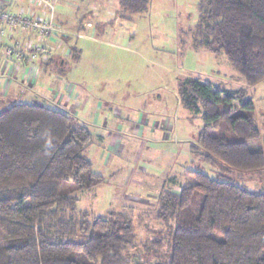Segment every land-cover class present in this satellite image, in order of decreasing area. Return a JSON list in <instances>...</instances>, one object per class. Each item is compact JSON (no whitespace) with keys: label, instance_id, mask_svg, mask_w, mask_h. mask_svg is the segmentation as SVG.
<instances>
[{"label":"trees","instance_id":"obj_1","mask_svg":"<svg viewBox=\"0 0 264 264\" xmlns=\"http://www.w3.org/2000/svg\"><path fill=\"white\" fill-rule=\"evenodd\" d=\"M152 3L120 0L118 18L146 13ZM197 12L195 26L181 32L192 49L225 57L248 87L263 82L264 0H198ZM77 52L71 48L70 57L78 60ZM178 95L204 121L191 146L198 162L221 172L264 169V150L250 147L264 143V133L247 89L188 77L179 79ZM93 140L61 110L17 103L0 112V264H140L129 257L137 237L132 214L90 220L78 212V198L62 191L67 183L78 191L104 183L85 155ZM187 173L194 184L178 192L164 186L158 195L154 217L167 227V251L158 239L148 253L162 254L158 264H264V192L199 168Z\"/></svg>","mask_w":264,"mask_h":264},{"label":"rangeland","instance_id":"obj_2","mask_svg":"<svg viewBox=\"0 0 264 264\" xmlns=\"http://www.w3.org/2000/svg\"><path fill=\"white\" fill-rule=\"evenodd\" d=\"M66 1L62 0L60 4L66 5ZM197 2L153 0L148 12L129 19L118 18L117 23L109 25L105 33H102L103 28L87 30L84 35L95 39L75 41L73 46L79 51L78 60L68 53L62 57V46L52 51L51 57L58 55L52 58L54 62L47 69L40 66L41 59L34 62L40 66L41 81L30 83L23 78V71L14 78L11 73L12 90L6 97L0 93V112L17 103L46 106L71 114L95 135L94 143L85 155L105 182L83 191L67 183L62 191L78 198V212H88L90 220L111 211L132 214L137 234L135 247L129 249L133 263L162 262V254L148 253L149 249H154V242L158 239L165 241L161 252L167 251V227L156 222L154 217L159 195L155 190L159 186L163 189L164 179L166 188L180 191L187 180L191 181L183 176L185 173H180L191 170L194 165L210 177L222 175V179L249 191L264 192V169L258 172H221L188 154L189 148L197 143L204 121L201 117L190 118L191 114L181 105L179 79L196 78L231 90L247 88L225 57L195 51L187 41V35L181 34L195 26ZM181 39L187 41L185 45ZM64 52H67L66 48ZM6 58L12 60L0 48V63L6 62ZM19 67L28 69L26 64ZM57 74L60 76L54 77ZM52 76V81L44 82ZM33 77L31 75L30 80ZM10 79L5 82L8 84ZM70 86L73 87L72 96L68 95L65 103L61 102L64 89ZM75 94L79 101H73ZM97 104L103 105L104 109L101 120L94 124L91 107ZM103 118L104 123L101 122ZM132 129L138 131L133 132ZM219 130L220 135H228L226 130ZM109 134L114 136L113 139L120 138L125 149L120 155H112L106 163L102 155L104 148L98 138H106V149L110 144ZM252 144V149L264 150L263 141ZM164 146L167 156L160 152ZM130 171L134 176L127 179L126 185L124 175ZM170 179H174V183L169 182Z\"/></svg>","mask_w":264,"mask_h":264},{"label":"crops","instance_id":"obj_3","mask_svg":"<svg viewBox=\"0 0 264 264\" xmlns=\"http://www.w3.org/2000/svg\"><path fill=\"white\" fill-rule=\"evenodd\" d=\"M119 1L120 0H67L66 5H63V4L61 5L60 3H62V0H48V2H50L51 4L54 5V7L57 3L58 7L56 6L54 9L55 10L56 24L65 33L64 38L63 37L60 39L55 38L53 40V42H51V45H53L55 47V46L60 44V48L62 46H64L63 51H62V57L66 56V53H68V55L70 56V49L75 47V46H73V44L75 43L76 40H78V39L79 40H94L95 39V38L91 39V37L85 36L84 32H86L87 30H94L95 28H97L98 30L103 28L102 33H105L106 29L109 27V25H111L112 23H117ZM67 2H70V3H67ZM10 9L13 12L24 11V12H27V14L32 13L38 17H43V15L48 17L50 14L49 10L46 7H44V6H38V7L32 6L29 3H27L25 0H12V4L10 6ZM74 37H76V39ZM28 43L29 44L38 43L37 36L33 33L32 34L31 33L21 34L20 32H17L15 30L7 29L5 36L3 38H0V48L4 49V51H5V48L9 45H11V46L22 45V47H25V46H27ZM65 48L67 49V52H64ZM56 55H58V54H56ZM56 55H54L53 57L47 58V59L41 58L42 60L40 62H42L44 64L48 63ZM42 63H40V66ZM0 65H1L0 66V89L3 87L0 90V93L3 97H6L10 93V91L12 90V86L14 85V83L10 79V76H11L10 69L8 70L10 64L7 62H4V63H0ZM27 66H28L27 70H31L33 72V75H34L33 79L29 80L30 83H37L38 81H41V76H40L41 72H39L40 71L39 64L38 65H35V64L29 65L28 64ZM21 71H23V70L19 67V69L16 71L15 75H13V78L15 76H17V74ZM55 76H60V75L57 74V75H54V77ZM54 77L52 76L51 78H49V80L47 79L44 82L47 83L48 81H52L51 79H53ZM8 78L10 79V81L7 84L6 79H8ZM244 82H245V80H244ZM55 85H56V82L54 83V86ZM4 88H6V91L3 92ZM243 89L248 90V96H249V98H251L253 100V102L255 104L254 118L256 119L257 123L260 126V129L264 133V81L261 82L260 84L256 85V86H253V87L247 86V88H243ZM58 90L60 91V89H58ZM227 90H231V89H227ZM72 91H73V87H71V86L68 89L65 88L64 89L65 93H63V95H62L61 102L65 103V101L68 99L67 97H69L71 95ZM78 98H79V96L77 94H75L73 101H79ZM179 101H180V98H179ZM259 101L262 102V105L259 104ZM103 109H104V106L100 105V104H97L96 107L94 105H93V108L91 107V110H92L91 115H92V120H93L94 124H97V122H99L101 120ZM184 109L187 110L185 107H184ZM193 117L198 118V117H195L191 114L190 118H193ZM104 121L105 120L103 118L101 122L104 123ZM105 125H108V123H106ZM166 127H169V126L166 125ZM137 131H138L137 129L133 130V132H137ZM94 136L95 135H93V139L95 140ZM108 138H109L110 144H108L106 149L104 147L106 144L105 143L106 138H104L102 136H99V138H98V140L100 141V145L104 148V153L102 155H103L106 163H108V161L110 160L112 155H120L123 153V151L125 149V147H123V145H122L123 141L120 138L117 137L116 139H113L114 136H112L110 134L108 135ZM94 140H93V143H94ZM89 148H88V150H89ZM165 151H166V147L164 146V149H162V151H160V152H163V155L167 156ZM188 154H190L192 157H194L191 153V147L189 148ZM157 166L159 167L160 165H157ZM194 169H197V168L194 167V165H192L191 170H194ZM188 171H190V169H187L186 171H183L182 173H180L181 175L183 173H185L183 176L185 178L191 179V181L187 180L185 182V184H183V187L186 185H192L195 183L194 180L187 173ZM128 173H129V175L127 176ZM96 174H98V173H96ZM186 175H187V177H186ZM133 176H134V174L132 171L126 172V174L124 175V183H126V185H127L129 182L128 180L130 179V177H133ZM165 182H166V179H164L163 183H165ZM163 183H162V185H163L162 187L164 188ZM172 183H174V182H172ZM158 188L159 189L155 190V193L161 192V189H160L161 186H159ZM176 192H178V191H176ZM106 215H108V213ZM102 217H104V216H102Z\"/></svg>","mask_w":264,"mask_h":264},{"label":"built area","instance_id":"obj_4","mask_svg":"<svg viewBox=\"0 0 264 264\" xmlns=\"http://www.w3.org/2000/svg\"><path fill=\"white\" fill-rule=\"evenodd\" d=\"M32 6H44L50 14L48 17H38L34 14H27V12H13L10 9L12 0H0V38L5 36L6 30H15L21 34L33 33L37 36L38 43L27 44V46H7L5 48V56L12 60L6 62L10 64V72L15 75L19 69V65L34 64L35 61L41 58H50L53 54L52 51L60 48V44L57 46L51 45V42L55 38H64L65 33L56 24L55 7L48 0H25ZM42 60V59H41ZM12 61V62H10ZM12 65V66H11ZM33 72L31 70H23V78L30 80Z\"/></svg>","mask_w":264,"mask_h":264}]
</instances>
